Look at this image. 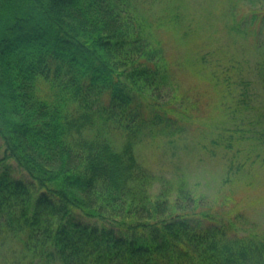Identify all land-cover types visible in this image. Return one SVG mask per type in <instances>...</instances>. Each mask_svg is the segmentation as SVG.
Instances as JSON below:
<instances>
[{"label": "trees", "instance_id": "16d2710c", "mask_svg": "<svg viewBox=\"0 0 264 264\" xmlns=\"http://www.w3.org/2000/svg\"><path fill=\"white\" fill-rule=\"evenodd\" d=\"M174 1L0 0V264H264V230L244 231L188 184L155 190L136 154L195 117L153 14L177 27ZM224 6L233 52L202 49L196 64L234 96L228 147L246 113L241 90L264 80V0ZM256 122L264 128V113ZM247 138L264 149L263 130Z\"/></svg>", "mask_w": 264, "mask_h": 264}, {"label": "rangeland", "instance_id": "374dc122", "mask_svg": "<svg viewBox=\"0 0 264 264\" xmlns=\"http://www.w3.org/2000/svg\"><path fill=\"white\" fill-rule=\"evenodd\" d=\"M227 0H175L170 12L180 14L179 25L172 18H160L161 8L154 18L165 22L159 29V37L164 41L169 60L172 62L174 84L178 87V97L190 98L188 106L195 117L188 122L184 135L155 133L146 137L137 147L139 162L156 177L154 189L164 181L185 183L195 193L209 195L225 218L242 217L239 223L244 231L264 230V149L247 136H260L263 126L256 122L264 113V80L249 76L243 91L247 96V107L242 124L232 126L233 139L225 147L222 135L227 127L225 108L234 107V96L226 99L219 95L215 81L203 74L197 63L199 51L207 49L210 54H227L233 47L234 39L224 25L223 15ZM224 6V7H223ZM244 12L248 7L242 8ZM240 42L241 39H240ZM230 45V46H229ZM247 46H244L245 55ZM215 58L221 55H210ZM224 56V55H223ZM254 67L257 59L246 57ZM252 70V69H251ZM238 75L231 74L234 95ZM220 90H222L220 88ZM240 91V92H241ZM239 94V92H238ZM239 136L238 140L236 137ZM216 140V141H213ZM3 142L0 139V159L4 158ZM253 153V157H250ZM14 176L23 178V172L10 161ZM88 223L94 224L89 221Z\"/></svg>", "mask_w": 264, "mask_h": 264}]
</instances>
